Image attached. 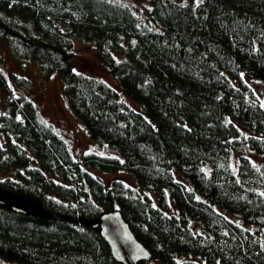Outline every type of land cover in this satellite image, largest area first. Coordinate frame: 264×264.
<instances>
[{
    "label": "trees",
    "instance_id": "trees-1",
    "mask_svg": "<svg viewBox=\"0 0 264 264\" xmlns=\"http://www.w3.org/2000/svg\"><path fill=\"white\" fill-rule=\"evenodd\" d=\"M0 0V189L40 202L46 219L0 204V258L21 264H122L99 229L72 218L119 210L160 264H264V165L232 149L264 151V0ZM93 41L123 94L72 62L73 38ZM57 71L72 113L118 155L75 156L8 74L3 49ZM124 48L117 59L114 50ZM113 49V51H111ZM11 77V80L9 79ZM126 170L106 184L100 172ZM61 215L67 218H59ZM192 222L199 223L198 228ZM262 236V235H261Z\"/></svg>",
    "mask_w": 264,
    "mask_h": 264
},
{
    "label": "rangeland",
    "instance_id": "rangeland-1",
    "mask_svg": "<svg viewBox=\"0 0 264 264\" xmlns=\"http://www.w3.org/2000/svg\"><path fill=\"white\" fill-rule=\"evenodd\" d=\"M123 3H128L135 7V10L142 16L145 15V9L148 6L147 0H118ZM74 55L72 57L73 64L78 67L81 72L100 78L108 82L111 86L116 88L124 101L128 105L139 111H145L143 103L139 100L132 99L123 94L120 86L119 79L107 71L104 63L98 58L96 46L93 41L83 40L77 35L73 38ZM125 48V47H124ZM123 48V49H124ZM114 50V55L117 59L123 56V50ZM113 51V49H111ZM3 67L8 74L17 73L24 75L28 81V87L25 90L26 94L32 98L37 104L40 113L45 120L50 123L57 132L66 140L71 152L77 156L93 152L102 155H118V149L104 141L92 139L84 124L72 113L66 97L63 93V80L61 74L57 71L51 73L47 77L41 73V68L38 62L29 58L25 61H17L14 59L9 51L4 47L3 49ZM11 80V77H9ZM254 89L259 91L260 103L264 107V85H261L259 80H249ZM10 91L0 85V112L7 111L8 98ZM248 156L255 164L264 165V151H257L252 148L232 149L230 151L229 164L234 172L238 170V163L240 155ZM16 176V169L0 171V177ZM102 180L109 184L113 179H121L130 185H136L137 180L135 176L126 170L117 171H104L100 172ZM260 192L264 193V183L257 188ZM235 220L243 226L251 228L259 227L261 229V240L264 242V223L263 224H250L240 218ZM192 227L198 228L199 223L192 222ZM0 264H21L15 261H7L0 258ZM141 264H160L157 257H151L149 260L142 261Z\"/></svg>",
    "mask_w": 264,
    "mask_h": 264
},
{
    "label": "water",
    "instance_id": "water-1",
    "mask_svg": "<svg viewBox=\"0 0 264 264\" xmlns=\"http://www.w3.org/2000/svg\"><path fill=\"white\" fill-rule=\"evenodd\" d=\"M0 204L7 205L17 212L41 216L46 219L56 217L40 202L31 199H18L8 189H0ZM67 217L66 215L59 216V218ZM72 219L97 227L107 242L112 256L122 264H141L142 261L152 257L150 250L135 236L119 210L104 211L94 218L80 216Z\"/></svg>",
    "mask_w": 264,
    "mask_h": 264
},
{
    "label": "snow or ice",
    "instance_id": "snow-or-ice-1",
    "mask_svg": "<svg viewBox=\"0 0 264 264\" xmlns=\"http://www.w3.org/2000/svg\"><path fill=\"white\" fill-rule=\"evenodd\" d=\"M197 2H199V0H197Z\"/></svg>",
    "mask_w": 264,
    "mask_h": 264
}]
</instances>
